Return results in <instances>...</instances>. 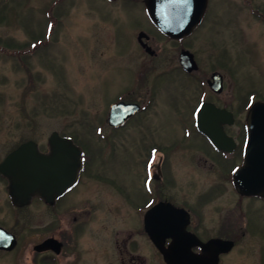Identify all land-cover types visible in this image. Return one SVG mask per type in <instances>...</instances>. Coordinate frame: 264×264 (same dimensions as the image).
Masks as SVG:
<instances>
[{
  "label": "flooded vegetation",
  "instance_id": "flooded-vegetation-1",
  "mask_svg": "<svg viewBox=\"0 0 264 264\" xmlns=\"http://www.w3.org/2000/svg\"><path fill=\"white\" fill-rule=\"evenodd\" d=\"M140 4L146 22L136 26L135 39L143 59L130 85L108 103L104 122L95 125L99 136L92 140L98 150L94 152L72 133L57 131L76 149L73 157L59 159L56 170L51 171L57 178H50L48 187L53 190L60 185V192L47 199L35 195L24 204L16 203L8 190V178L0 173V264H183V258L194 262L197 257L204 264H212L211 259L213 264H226L229 254L242 244L244 230L257 234V217L262 218L258 228L264 235V198L243 194L233 184V175L244 160L247 112L253 103L264 102V87L250 89L244 96L225 97L227 74L225 60H220L225 58V48L212 35L221 31L216 26L222 14L210 9L225 6V0H207L200 20L176 38L163 34L150 21L144 0ZM248 12L261 16L257 7ZM208 22L213 28L207 29ZM242 37L247 38L245 31ZM17 51L21 53L20 48ZM187 56L194 64L190 70L182 64ZM171 59L174 64L169 68ZM157 60L162 61L160 67ZM255 71L264 82V68L257 66ZM175 73L194 89L190 104L174 111L176 127L168 138L142 148L139 185L132 198L127 195L125 201L118 202L116 180L105 178L95 166L110 163L121 130L147 124L144 120L156 100L157 81L170 75L178 79ZM229 74L237 82L233 73ZM133 78L136 81L131 83ZM119 102L134 105L116 107L110 118V105ZM200 113L203 123L199 122ZM104 126L108 132H103ZM50 134L44 145L28 138L8 152L28 140L40 151L50 152ZM7 153L0 150V163ZM176 164L190 178L187 183L174 184L172 168ZM107 203L115 223L109 245L96 256L95 244L86 241V226L98 205ZM120 222L128 228L119 231L116 223ZM245 223L248 227L243 230ZM214 241L222 242L221 246H205ZM225 242H231L228 250ZM253 257L255 264H264L261 241Z\"/></svg>",
  "mask_w": 264,
  "mask_h": 264
},
{
  "label": "rangeland",
  "instance_id": "rangeland-1",
  "mask_svg": "<svg viewBox=\"0 0 264 264\" xmlns=\"http://www.w3.org/2000/svg\"><path fill=\"white\" fill-rule=\"evenodd\" d=\"M140 1L0 0V150L3 153L28 138L44 145L52 131L72 133L94 152L98 150L99 145L92 140L99 136L94 132L95 125L104 122L108 103L130 85L131 76L138 73V62L143 59L135 39L136 26L146 22ZM250 1L225 0V6H210L214 13L222 14L216 26L221 31L212 35L225 48V58H220L222 62L225 60L227 74L225 97L244 96L250 89L264 87L255 71L257 66L264 68V0ZM256 7L261 11L260 17L248 12ZM209 28H213L210 22ZM42 31L49 35L47 41L37 44L34 53L29 50L31 46L24 50V45ZM243 31L247 38L242 37ZM193 47H197L195 43ZM19 48L21 53L17 51ZM200 49L208 52L206 48ZM160 62L157 67L161 66ZM172 64L173 59L167 67ZM156 73L161 74L160 70ZM229 73H233L237 82ZM176 77L170 75L157 81L156 100L144 120L147 124L121 130L110 163L95 166L105 178L116 180L118 202L125 201L127 195L132 198L139 185L138 156L142 148L168 138L176 127L174 111L190 104L188 99L194 89ZM135 81L133 78L131 83ZM234 101L238 102L236 97ZM103 128V132L109 131ZM172 172L174 184L187 183L190 179L179 164L173 166ZM105 197L109 202L108 191ZM113 223L109 203L105 207L98 205L85 231L86 241L98 249L96 256L109 245ZM247 223L243 224V230ZM261 223V217L255 218L257 234H251L249 228L244 230L242 244L229 254L226 264H255L254 248L260 241L264 245V240L259 238L264 239L258 228ZM116 227L119 231L128 228L121 222Z\"/></svg>",
  "mask_w": 264,
  "mask_h": 264
},
{
  "label": "water",
  "instance_id": "water-1",
  "mask_svg": "<svg viewBox=\"0 0 264 264\" xmlns=\"http://www.w3.org/2000/svg\"><path fill=\"white\" fill-rule=\"evenodd\" d=\"M151 21L170 37H180L198 22L203 15L207 0H144ZM185 52V51H184ZM184 56V55H183ZM183 66L190 70L193 61L187 56L182 60ZM132 104L118 103L111 105L110 118L116 107H131ZM121 111V110H120ZM199 122L205 118L199 114ZM110 121V119L108 120ZM247 142L243 165L233 177L235 187L247 195L264 197V102H256L249 109L246 117ZM205 126V125H204ZM218 137L217 134L214 137ZM50 152H42L33 140L22 143L7 154L0 163V173L8 180V190L13 200L18 204L28 202L32 196L47 199L52 194L60 192V185L53 190L48 187L51 171L56 170L59 159H69L74 156L75 145L66 137L53 131L50 136ZM222 242H208L206 247H220ZM228 250L231 242H225ZM183 258V264H204L200 259ZM180 261V260H179ZM211 263L214 261L211 259Z\"/></svg>",
  "mask_w": 264,
  "mask_h": 264
}]
</instances>
